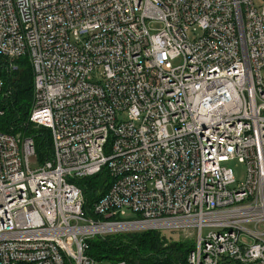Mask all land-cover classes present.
Returning <instances> with one entry per match:
<instances>
[{"label":"built area","instance_id":"1","mask_svg":"<svg viewBox=\"0 0 264 264\" xmlns=\"http://www.w3.org/2000/svg\"><path fill=\"white\" fill-rule=\"evenodd\" d=\"M0 55L28 57L53 142L41 163L0 128V264H99L97 236L173 229L187 264H264V0H0ZM104 169L88 215L76 180Z\"/></svg>","mask_w":264,"mask_h":264},{"label":"trees","instance_id":"2","mask_svg":"<svg viewBox=\"0 0 264 264\" xmlns=\"http://www.w3.org/2000/svg\"><path fill=\"white\" fill-rule=\"evenodd\" d=\"M19 68L9 69V61L0 55V77L5 81V91L0 94V107L5 113L0 117L1 130L10 134L33 136L39 162L53 159L51 130L35 127L29 122L34 98V76L27 56L17 60ZM112 179L107 169L76 180L85 196V210L93 214V205L108 190ZM168 230H146L134 233H117L91 239L88 254L99 264L125 261L127 264H187V254L193 241L173 238ZM177 234V232H176Z\"/></svg>","mask_w":264,"mask_h":264},{"label":"rangeland","instance_id":"3","mask_svg":"<svg viewBox=\"0 0 264 264\" xmlns=\"http://www.w3.org/2000/svg\"><path fill=\"white\" fill-rule=\"evenodd\" d=\"M257 4H259V2H257ZM156 26H158V24L152 25V27H156ZM181 63H182V58H178L173 62L174 66L180 65ZM226 165L231 167L234 171L236 178V184H235L236 186H239L246 181L248 174V167L245 162H242L239 159H234L227 162ZM165 233H169L173 238L179 237L183 241L194 242L195 234L194 231L191 229H173V230H168ZM204 233L206 234L207 230H205Z\"/></svg>","mask_w":264,"mask_h":264}]
</instances>
